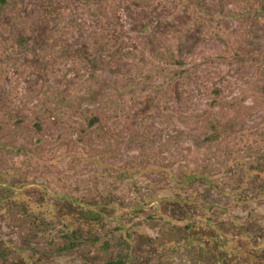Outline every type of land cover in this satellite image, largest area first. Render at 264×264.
Wrapping results in <instances>:
<instances>
[{"label":"rangeland","instance_id":"374dc122","mask_svg":"<svg viewBox=\"0 0 264 264\" xmlns=\"http://www.w3.org/2000/svg\"><path fill=\"white\" fill-rule=\"evenodd\" d=\"M37 263L264 264V0H0V264Z\"/></svg>","mask_w":264,"mask_h":264},{"label":"flooded vegetation","instance_id":"af4514ba","mask_svg":"<svg viewBox=\"0 0 264 264\" xmlns=\"http://www.w3.org/2000/svg\"><path fill=\"white\" fill-rule=\"evenodd\" d=\"M95 223H96V222H95ZM95 223H93L92 225L89 223L88 226L90 225V226H89L90 228H92V229H97L98 227H95V226L97 225V224H95ZM88 229H89V228H88ZM90 230H91V229H90ZM9 248H10L11 250H13V247H9ZM10 249H9V250H10ZM15 250H17V249H15ZM6 256H7V255H5V257H6ZM27 262H30V261H27ZM40 262H41V261H38V263H40ZM38 263H37V264H38ZM106 264H113V263H106Z\"/></svg>","mask_w":264,"mask_h":264}]
</instances>
